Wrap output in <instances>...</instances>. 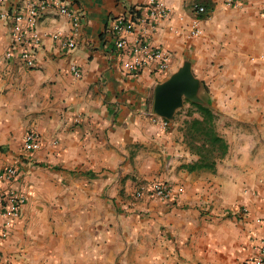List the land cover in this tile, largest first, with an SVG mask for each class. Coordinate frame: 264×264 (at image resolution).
<instances>
[{
	"label": "crops",
	"instance_id": "obj_1",
	"mask_svg": "<svg viewBox=\"0 0 264 264\" xmlns=\"http://www.w3.org/2000/svg\"><path fill=\"white\" fill-rule=\"evenodd\" d=\"M40 1L0 5L9 14L0 18V168L19 170L0 189L26 195L0 235V264H245L264 238V0H162L168 13L144 38L170 63L136 74L124 65L139 25L118 49L112 24L133 8L146 12L147 0ZM29 3L40 39L32 68L17 49L5 57L11 18ZM57 3L78 16L77 31ZM197 16L201 34L192 35ZM185 59L228 146L213 171L182 167L198 158L183 141L186 113L176 120L187 100L166 129L151 121L155 85ZM30 131L39 146L26 151ZM146 182L166 183L174 200L133 199Z\"/></svg>",
	"mask_w": 264,
	"mask_h": 264
},
{
	"label": "built area",
	"instance_id": "obj_2",
	"mask_svg": "<svg viewBox=\"0 0 264 264\" xmlns=\"http://www.w3.org/2000/svg\"><path fill=\"white\" fill-rule=\"evenodd\" d=\"M3 0H0V5ZM41 5H49L47 2L40 1ZM229 6H238L240 0H225ZM59 12L71 19V24L74 31L79 27L78 16L69 10L64 4L57 3ZM195 12L198 16L205 12V7L202 5L195 6ZM168 13V9L162 0H147V10L142 13L139 8L131 9L127 15L118 16L113 24L112 30L116 34L115 45L118 49L126 46L127 38L132 36L139 25L141 36L134 37L132 55L124 68L129 74H136L149 64H154V70L165 72L170 63V52L148 44L144 35L153 30L158 21ZM37 8L34 3L26 5L25 13H17L12 16V24L10 27L11 49L6 51L5 57L10 58L15 49L18 50V56L28 68L34 66L33 47L38 45L40 39L35 26L37 23ZM196 17L191 25V34L200 35L199 17ZM9 14L4 10L0 11V18L7 19ZM25 20V25L23 21ZM56 39L58 34H54ZM62 45L68 48H73L75 43L71 39L62 41ZM71 71L75 75H79V71L75 66H71ZM152 115V114H151ZM151 121L158 124L161 128L166 129L169 126V121L152 115ZM39 146V135L33 131L27 132L24 136L23 147L26 151H33ZM19 170L14 164L5 165L0 168V182H12L17 179ZM159 199L164 202L174 200V192L169 185L164 182H153L147 186L142 184L132 195L133 199H140L144 195ZM26 201V195L19 189L8 187L0 189V235L6 236L12 228L15 220L21 214V209ZM129 203V205H132ZM245 212L246 209L244 208ZM255 253L253 256L245 260V264H264V238L257 240L255 243Z\"/></svg>",
	"mask_w": 264,
	"mask_h": 264
},
{
	"label": "trees",
	"instance_id": "obj_3",
	"mask_svg": "<svg viewBox=\"0 0 264 264\" xmlns=\"http://www.w3.org/2000/svg\"><path fill=\"white\" fill-rule=\"evenodd\" d=\"M186 103H189V107L181 126L183 141L190 152L198 158L183 164L182 167L188 171L200 169L213 171L217 161L226 155L228 147L216 131V114L207 107L189 101Z\"/></svg>",
	"mask_w": 264,
	"mask_h": 264
},
{
	"label": "water",
	"instance_id": "obj_4",
	"mask_svg": "<svg viewBox=\"0 0 264 264\" xmlns=\"http://www.w3.org/2000/svg\"><path fill=\"white\" fill-rule=\"evenodd\" d=\"M184 100L212 109L208 95L200 80L192 74L187 59L167 79L155 85L151 114L172 121Z\"/></svg>",
	"mask_w": 264,
	"mask_h": 264
},
{
	"label": "rangeland",
	"instance_id": "obj_5",
	"mask_svg": "<svg viewBox=\"0 0 264 264\" xmlns=\"http://www.w3.org/2000/svg\"><path fill=\"white\" fill-rule=\"evenodd\" d=\"M185 113H186V111H184V110L178 111L177 112V115H176V120L180 121V119L183 118V116H184ZM149 183L150 182H146L145 186L149 185Z\"/></svg>",
	"mask_w": 264,
	"mask_h": 264
}]
</instances>
